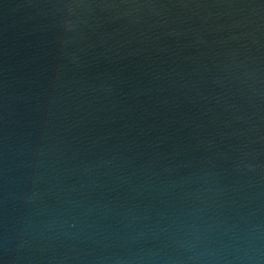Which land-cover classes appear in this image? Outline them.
Segmentation results:
<instances>
[{
	"label": "water",
	"instance_id": "obj_1",
	"mask_svg": "<svg viewBox=\"0 0 264 264\" xmlns=\"http://www.w3.org/2000/svg\"><path fill=\"white\" fill-rule=\"evenodd\" d=\"M0 264H264V0H0Z\"/></svg>",
	"mask_w": 264,
	"mask_h": 264
}]
</instances>
